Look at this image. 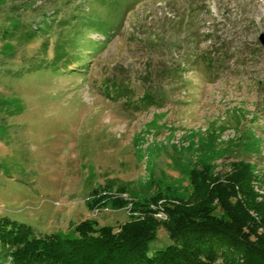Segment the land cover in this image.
Segmentation results:
<instances>
[{
    "label": "rangeland",
    "instance_id": "1",
    "mask_svg": "<svg viewBox=\"0 0 264 264\" xmlns=\"http://www.w3.org/2000/svg\"><path fill=\"white\" fill-rule=\"evenodd\" d=\"M260 33L264 0H0V217L116 228L239 160L264 194Z\"/></svg>",
    "mask_w": 264,
    "mask_h": 264
},
{
    "label": "trees",
    "instance_id": "2",
    "mask_svg": "<svg viewBox=\"0 0 264 264\" xmlns=\"http://www.w3.org/2000/svg\"><path fill=\"white\" fill-rule=\"evenodd\" d=\"M140 101L153 98L145 93ZM190 179L194 190L188 200L158 203L157 195L134 203L139 215L116 228L79 222L74 237L37 234L0 217V264H264V194L255 189L260 180L248 163L233 162L220 174L193 168ZM158 213L167 220L155 218ZM160 226L171 243L150 255L148 244Z\"/></svg>",
    "mask_w": 264,
    "mask_h": 264
},
{
    "label": "water",
    "instance_id": "3",
    "mask_svg": "<svg viewBox=\"0 0 264 264\" xmlns=\"http://www.w3.org/2000/svg\"><path fill=\"white\" fill-rule=\"evenodd\" d=\"M258 40L261 43V45L264 46V33H260L258 36Z\"/></svg>",
    "mask_w": 264,
    "mask_h": 264
},
{
    "label": "built area",
    "instance_id": "4",
    "mask_svg": "<svg viewBox=\"0 0 264 264\" xmlns=\"http://www.w3.org/2000/svg\"><path fill=\"white\" fill-rule=\"evenodd\" d=\"M158 215H159V216H162V215H163V213H158Z\"/></svg>",
    "mask_w": 264,
    "mask_h": 264
}]
</instances>
